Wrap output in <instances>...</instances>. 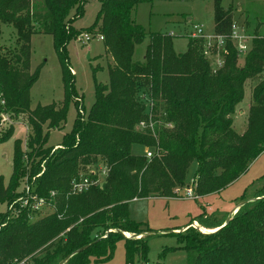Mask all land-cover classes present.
Returning a JSON list of instances; mask_svg holds the SVG:
<instances>
[{
    "label": "trees",
    "instance_id": "1",
    "mask_svg": "<svg viewBox=\"0 0 264 264\" xmlns=\"http://www.w3.org/2000/svg\"><path fill=\"white\" fill-rule=\"evenodd\" d=\"M152 1L100 0L88 29L104 36L105 56L111 59L109 80L95 83L90 111L83 118L77 112L71 131L54 149L45 146L49 131L44 133L43 126L62 127L71 101L83 106L64 51L81 31L73 22L84 12L82 1L35 0L31 6L27 0H0V27L12 28L15 35L12 47L0 43V113H27L32 127L27 140L31 154L22 153L14 142L8 184L0 176V200L13 199L9 184L27 169L24 155L33 171L51 154L33 191L54 207L50 215L35 221L27 219V207L9 221L0 213V264H24L28 258L29 264L105 262L113 258L120 241L126 264H144L155 232L130 218L132 199L175 196V188L185 184L186 171L194 161L198 163L196 193L203 195L245 171L264 151V36L256 34L252 39L242 67L237 50L226 38L221 51L224 64L214 71L201 39L188 37L186 49L177 52L173 35L147 31L136 21L138 4ZM218 2L214 31L229 35L230 14ZM36 33L53 35L64 97L31 108L30 89L38 79V71H29L31 38ZM146 38L143 59L135 61L136 46ZM259 73L262 80L252 96L246 130L238 134L230 115L244 97V82ZM142 123L153 126L154 132L149 127L140 129ZM10 136L11 131L5 133L0 142ZM135 144L152 146L153 156L134 153ZM98 162L107 168L103 184L91 176L95 182L87 190L74 191L72 183L81 177L79 167ZM257 205L253 211L257 218H250L249 212L237 214L216 231L199 233L202 240L192 234L179 237L187 264H264V198ZM125 231L146 235L133 239L125 237ZM247 234L252 246L245 241Z\"/></svg>",
    "mask_w": 264,
    "mask_h": 264
},
{
    "label": "rangeland",
    "instance_id": "2",
    "mask_svg": "<svg viewBox=\"0 0 264 264\" xmlns=\"http://www.w3.org/2000/svg\"><path fill=\"white\" fill-rule=\"evenodd\" d=\"M27 1L32 6L35 0ZM81 1L84 12L82 15H76L73 22L74 27L81 31L66 43L64 51L67 54L69 68L74 74L76 87L83 96V106L78 101V107H76L75 103L71 101L66 121L62 127L49 130L47 124L43 126L44 133L49 131L45 146H53L54 149L60 146L64 135L71 131L77 112L79 111L83 118L90 111L95 101V83H106L109 80L108 65L111 59L105 56L103 40L96 36L98 30L90 31L88 29L95 20L101 2L100 0ZM217 1L225 9H228L231 28L233 25L239 26L245 34L251 37V40L256 34L264 36V0H153L138 4L135 10V19L147 31H160L168 34L173 32L174 47L177 52H183L194 24L202 25L206 33L214 30L215 2ZM42 5V1H40L39 6L42 7ZM84 32H91L94 37L83 43L80 38ZM14 41L15 35L12 28L2 24L0 43L12 47ZM147 43L148 38L136 46L133 55L135 61L143 59ZM246 55L239 57V66H244ZM29 71L30 73L38 71V79L30 89L31 108L37 105L45 106L58 103L63 99L62 68L54 47L53 35L36 33L32 36ZM261 74L264 75V71ZM261 80L262 75L259 73L250 76L244 82V97L230 115L233 128L238 134H242L246 130L252 96ZM146 127L154 132L153 126L140 125V129ZM31 128L27 113L14 114L10 111H1L0 136L11 131V136L0 142V176L4 177V185L8 184L12 174L14 142L19 145L20 151L25 155L32 153V150L27 146L28 136L32 132ZM154 138L156 140V137ZM132 151L134 153L145 152L147 157H152L155 150L152 146L135 144L132 146ZM148 151L151 152V155H147ZM25 155L24 159L28 163L27 169L16 182L9 184V192L13 193V199L0 200V213L6 216V221L21 213L24 207L29 210L27 215L29 221L41 219L54 212L53 205H50L44 197L42 198L45 203L40 208L24 206L27 205L24 201L29 197V193L34 192L35 181L45 170L46 160L51 154L41 161L39 170L35 168L33 171L32 164L28 162ZM103 168L104 166L99 162L92 163L80 166L78 174L79 176H89L94 171L102 174ZM197 168L198 163L194 161L186 171L185 184L175 188V196L136 197L129 202L130 218L138 223H144L151 231L155 232L149 238L148 260L144 264H187V251L179 248L184 244L178 240L179 237L192 234L202 240L199 233L208 234L213 231L203 230L201 227L219 229V224L223 226L235 215L248 212L252 213L249 215L250 218L258 217V214L253 211L258 206L257 202L264 198V151L249 162L245 171L226 182H219L217 187L203 195L196 193L195 173ZM104 179V174L100 175V185L103 184ZM189 188L193 190L192 197L187 195ZM123 235L139 239L146 233L134 234L125 231ZM245 241L252 246V239L248 234L245 236ZM43 251L44 249L39 252V255ZM190 253L196 255L197 252L191 249ZM30 261L31 259L28 258L22 262L29 264ZM91 264H126L123 241L117 244L112 259L105 262L92 261Z\"/></svg>",
    "mask_w": 264,
    "mask_h": 264
},
{
    "label": "built area",
    "instance_id": "3",
    "mask_svg": "<svg viewBox=\"0 0 264 264\" xmlns=\"http://www.w3.org/2000/svg\"><path fill=\"white\" fill-rule=\"evenodd\" d=\"M214 29V28H213ZM173 35L174 33H169ZM96 36L103 40L104 36L100 33H97ZM189 37L198 38L203 41V53L205 57L210 61L211 67L214 71L221 68L224 64V59L221 54V51L224 49L226 38H229L232 42V45L237 50L239 57L241 55H246L252 46L251 37L244 33V30L241 29L237 25H233L231 28V32L229 35H222L215 33V31H211L210 33H206L202 25L194 24L193 30L189 33ZM94 35L91 32H84L81 34V40L83 43L90 40ZM4 100H1V104H4ZM4 120V118H3ZM144 125V123H142ZM147 155H151V152L148 151ZM102 174L106 176L107 168L104 167L102 169ZM98 172L94 171L89 176H81L78 180H74L72 183L73 190L76 192H83L87 190L94 180H91V176H97L98 180L95 183H99L100 175ZM188 196H193V190L191 188L188 189ZM24 206H31L32 208H40L43 205L44 199L38 197L34 192L29 193V197L24 201Z\"/></svg>",
    "mask_w": 264,
    "mask_h": 264
},
{
    "label": "bare ground",
    "instance_id": "4",
    "mask_svg": "<svg viewBox=\"0 0 264 264\" xmlns=\"http://www.w3.org/2000/svg\"><path fill=\"white\" fill-rule=\"evenodd\" d=\"M203 230H207V231H216L218 228H215V229H207V228H203L201 227ZM129 234V233H128Z\"/></svg>",
    "mask_w": 264,
    "mask_h": 264
},
{
    "label": "crops",
    "instance_id": "5",
    "mask_svg": "<svg viewBox=\"0 0 264 264\" xmlns=\"http://www.w3.org/2000/svg\"><path fill=\"white\" fill-rule=\"evenodd\" d=\"M214 28V27H213ZM57 146H59V145H57Z\"/></svg>",
    "mask_w": 264,
    "mask_h": 264
}]
</instances>
